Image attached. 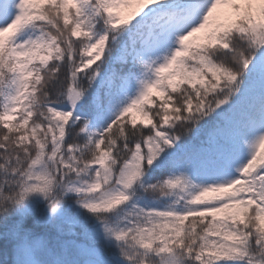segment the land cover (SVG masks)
<instances>
[{
    "label": "snow or ice",
    "instance_id": "obj_1",
    "mask_svg": "<svg viewBox=\"0 0 264 264\" xmlns=\"http://www.w3.org/2000/svg\"><path fill=\"white\" fill-rule=\"evenodd\" d=\"M0 264H264V0H0Z\"/></svg>",
    "mask_w": 264,
    "mask_h": 264
}]
</instances>
